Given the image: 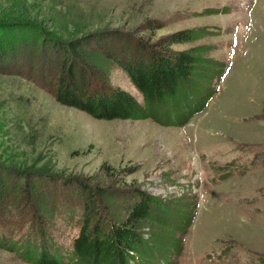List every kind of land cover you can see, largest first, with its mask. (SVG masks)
<instances>
[{
	"label": "rangeland",
	"instance_id": "374dc122",
	"mask_svg": "<svg viewBox=\"0 0 264 264\" xmlns=\"http://www.w3.org/2000/svg\"><path fill=\"white\" fill-rule=\"evenodd\" d=\"M185 29L201 35L160 48ZM84 37L94 40L88 49L100 41L120 59L139 41L156 50L198 47L214 70L192 81L211 96L168 125L63 105L43 75L69 58L54 43ZM0 40L13 46L0 59V264H35L17 247L40 220L56 248L71 249L77 216L66 218V205L77 215L81 184L127 201L138 189L165 204L151 207L163 225L142 230L155 234L150 264H264V0H0ZM106 76L107 87L142 102L116 63ZM47 196L51 219L34 210Z\"/></svg>",
	"mask_w": 264,
	"mask_h": 264
},
{
	"label": "trees",
	"instance_id": "16d2710c",
	"mask_svg": "<svg viewBox=\"0 0 264 264\" xmlns=\"http://www.w3.org/2000/svg\"><path fill=\"white\" fill-rule=\"evenodd\" d=\"M200 35L198 29L180 30L162 39L160 48L174 42L192 41ZM92 41L94 40L84 37L70 40L65 45L54 43V47L63 46L62 50L64 53L68 52L67 56L71 59L66 57L60 65V71L48 70L43 76L55 80L54 95L63 105L106 120L149 117L155 122L168 125L185 122V118L192 112L201 110L211 96V90L208 92L207 86L197 87L192 81L198 79L196 76L200 74H205V78L210 77V71L214 70L213 65H206L205 60L199 56L198 47L180 51H171L164 49L165 47L156 50L139 41L128 54L129 58L120 59L112 45L100 44L99 40V49H88L86 46ZM131 47L132 45V50ZM12 48V45L6 46L0 40V59L6 58ZM120 52L121 55L125 53L123 49ZM110 63H116L126 73L141 93L142 102L127 91L107 87L103 81L107 77ZM204 66L207 68L205 72L201 71ZM93 77L98 81L97 89L91 83ZM191 87H196L203 95L193 89L189 90ZM32 188L42 194L38 187ZM108 191L81 184L77 192L80 199L77 200V205L80 206L77 215L73 212L76 206L66 205L68 209L65 217L77 216L74 225L78 232L71 239V249L65 248L61 251L56 248L45 233L44 221L40 220L38 226L29 223L27 238L17 247L21 249L19 255L35 264H133L134 259L150 264L147 239L155 234L149 233L148 238H144L142 230L153 222L163 225L161 219L153 217L151 207L163 211L165 204L157 197L138 189L130 192L134 196L132 201L119 198ZM48 199V196L39 199L40 203L38 200L34 210L38 211L39 216L51 219L54 211L51 210ZM1 200V205L4 206V198ZM32 230L35 232L33 238ZM46 240L51 247H47ZM7 242L14 245L12 250L18 251L15 242ZM149 242L152 246V241ZM156 242L154 250L160 253L161 242Z\"/></svg>",
	"mask_w": 264,
	"mask_h": 264
}]
</instances>
